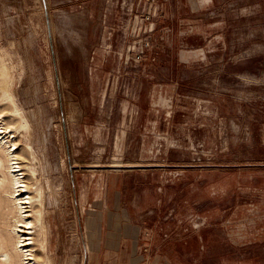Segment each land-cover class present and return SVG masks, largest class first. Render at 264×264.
I'll return each instance as SVG.
<instances>
[{"label":"rangeland","instance_id":"rangeland-1","mask_svg":"<svg viewBox=\"0 0 264 264\" xmlns=\"http://www.w3.org/2000/svg\"><path fill=\"white\" fill-rule=\"evenodd\" d=\"M0 69L37 264H264V0H0Z\"/></svg>","mask_w":264,"mask_h":264},{"label":"bare ground","instance_id":"bare-ground-1","mask_svg":"<svg viewBox=\"0 0 264 264\" xmlns=\"http://www.w3.org/2000/svg\"><path fill=\"white\" fill-rule=\"evenodd\" d=\"M0 71L2 72L3 70L0 69ZM2 82L3 83L1 85V88H4L5 82L4 80ZM1 100H10L9 95L4 90H2ZM3 118L4 117L2 116V114H0V169L5 167L7 170L8 175L5 180L9 185V200L15 207L16 221L13 224V229L11 231L12 243L10 241L7 243L3 237H0V247L2 248L1 256L4 257L5 264H37V258L34 257L35 254L33 255L34 251L32 250V237H30L34 233L32 230H34L35 220H33L32 217L36 216L35 214L32 215V213L34 212H32L33 210H31L33 197H30L28 193V188L23 181V174L21 173L20 166L17 162L18 159L16 151L18 148L16 147L15 142H12L15 139L14 132H16V130L12 131L9 127H6L3 123ZM31 218L34 223L32 220H30ZM39 221L40 220H38V222ZM42 230L43 229L41 227V231ZM44 237H46V235ZM44 240L45 239L43 238V241ZM40 245L41 247L39 248L42 250V252H45L46 245ZM46 264L50 263L47 262Z\"/></svg>","mask_w":264,"mask_h":264}]
</instances>
